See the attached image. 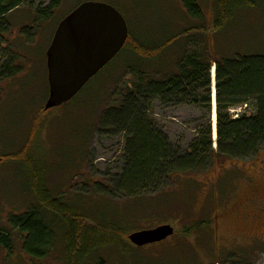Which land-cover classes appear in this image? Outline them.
Masks as SVG:
<instances>
[{
  "label": "rangeland",
  "instance_id": "obj_1",
  "mask_svg": "<svg viewBox=\"0 0 264 264\" xmlns=\"http://www.w3.org/2000/svg\"><path fill=\"white\" fill-rule=\"evenodd\" d=\"M197 1L207 19L213 20L218 0ZM249 1L254 7L238 11L222 34L221 51L264 56V0ZM87 2L113 6L135 31L139 27L166 29L171 18L183 11L181 0H61L52 11L37 14L51 0H34L32 6L23 5L7 16L0 26L7 29L0 42V157L4 159L0 164V228L8 229L9 217L21 214L32 203L27 191L32 177L23 162H13L15 154H25L35 162L41 169L40 173L37 169L40 183L45 181L57 194L72 197L87 198L96 184L114 182L123 172V133L101 121L120 104V93L135 80L124 56L119 54L103 69L74 106L44 111L49 96L47 51L61 21ZM245 111V106L237 108L232 116L237 119ZM201 118L202 112L193 107L153 105L156 128L180 151L193 139ZM213 144L217 150V137L213 136ZM198 182L199 187L187 189L184 180L181 187H172L181 192L180 197L148 210L134 211L131 202L111 197L108 201L93 196V201L77 204L90 217L118 222L127 231L124 244L131 247L121 251L119 246L112 247L111 236H99L94 245L109 244L108 249L88 264H98L99 257L105 264H264V152L254 161L217 165ZM202 222L205 228L198 230ZM162 225L175 229L174 236L162 244L138 248L128 239L133 232ZM65 247L67 243L60 242L41 260L25 253L21 241L15 240L13 254L0 249V264H67Z\"/></svg>",
  "mask_w": 264,
  "mask_h": 264
},
{
  "label": "trees",
  "instance_id": "obj_2",
  "mask_svg": "<svg viewBox=\"0 0 264 264\" xmlns=\"http://www.w3.org/2000/svg\"><path fill=\"white\" fill-rule=\"evenodd\" d=\"M33 3L34 0H0V26L14 10ZM60 3L61 0H51L48 8L37 10V14L50 12ZM181 5L182 13L171 18L172 27L158 31L149 27L129 29V39L120 53L135 80L120 93V104L107 111L101 122L123 133L125 162L121 176L111 184H96L95 192L87 198L57 194L45 181L39 182L41 169L33 160L25 154H15L13 162H23L32 177L27 182L32 203L21 214L9 217L8 229L0 228V249L11 255L18 240L25 253L42 260L65 242L67 264H88L108 249L109 244L103 248L94 245L99 236H111L112 247L127 250L131 247L122 240L127 231L118 222L90 217L77 204L91 202L94 196L129 201L134 211L166 206L181 195L172 187H181L184 180V188L194 189L201 185L199 177L217 165L254 161L264 152V56L220 49L222 34L235 14L254 7V2L218 0L213 20L207 19L197 0H181ZM6 32L0 28V42ZM214 68L217 150L213 147L211 121ZM81 96L67 106H74ZM155 102L202 112L200 125L184 151L174 148L156 128ZM244 106L248 111L234 119L232 111ZM204 225L202 222L196 228L201 230ZM98 264H105L100 257Z\"/></svg>",
  "mask_w": 264,
  "mask_h": 264
},
{
  "label": "water",
  "instance_id": "obj_3",
  "mask_svg": "<svg viewBox=\"0 0 264 264\" xmlns=\"http://www.w3.org/2000/svg\"><path fill=\"white\" fill-rule=\"evenodd\" d=\"M129 35L125 17L104 3H83L61 21L47 51L49 96L44 111L72 102L118 57ZM174 234L172 225H162L133 232L128 239L133 246L143 248L161 244Z\"/></svg>",
  "mask_w": 264,
  "mask_h": 264
},
{
  "label": "bare ground",
  "instance_id": "obj_4",
  "mask_svg": "<svg viewBox=\"0 0 264 264\" xmlns=\"http://www.w3.org/2000/svg\"><path fill=\"white\" fill-rule=\"evenodd\" d=\"M214 71H213V75H214ZM215 89H213V136L216 139L217 137V110L215 112Z\"/></svg>",
  "mask_w": 264,
  "mask_h": 264
}]
</instances>
